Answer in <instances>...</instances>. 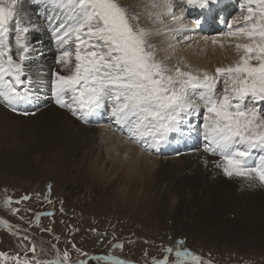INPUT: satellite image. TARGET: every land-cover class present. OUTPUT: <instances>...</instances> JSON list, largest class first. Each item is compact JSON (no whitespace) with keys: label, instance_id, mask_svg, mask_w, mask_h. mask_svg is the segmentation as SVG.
I'll use <instances>...</instances> for the list:
<instances>
[{"label":"snow or ice","instance_id":"snow-or-ice-1","mask_svg":"<svg viewBox=\"0 0 264 264\" xmlns=\"http://www.w3.org/2000/svg\"><path fill=\"white\" fill-rule=\"evenodd\" d=\"M219 3L140 0L133 7L123 0H32L27 8L25 0H0V104L29 115L21 112L20 105L39 102V84L26 71L33 51L30 34L41 30L34 16L43 21V30L55 47V63L61 65L60 71L51 72L49 97L59 108L86 124L106 110L116 130L149 151L190 136V129L196 127L191 117L202 115L203 152L220 157L212 161L214 166L226 177H242L264 186V0H243L245 14L217 34L222 39L211 37L213 45L224 48L226 42L234 49L233 63L216 67L214 74L193 68L182 58L171 63L176 48L190 41L187 33L203 23V17L194 18V28H190L185 22L187 9L208 11ZM203 39L207 42L209 37ZM73 64L67 75L61 74ZM221 79L222 90L217 87ZM204 163H209L207 158ZM28 199L26 195L15 203ZM11 203V198L4 201ZM20 211L11 209L13 215ZM42 215L54 213H36V224ZM0 224L7 226L4 220ZM41 231L51 233L52 229ZM22 240L31 245L23 257L0 252V259L15 264H87L85 259L73 261L67 250L41 260L31 238L25 235ZM183 244L179 239L174 246L164 247V255L153 257L152 264H211ZM113 246L123 248L122 244ZM77 252L88 255L80 249ZM96 259L132 264L113 256Z\"/></svg>","mask_w":264,"mask_h":264},{"label":"rangeland","instance_id":"rangeland-1","mask_svg":"<svg viewBox=\"0 0 264 264\" xmlns=\"http://www.w3.org/2000/svg\"><path fill=\"white\" fill-rule=\"evenodd\" d=\"M220 2L218 5L216 4L215 10L224 9V12L223 10L214 12V16L207 17L208 19L211 17L210 20L214 22V25L207 24L209 34L206 32V36L209 38L226 32L229 22L238 15L245 14L241 10L243 0H220ZM223 4H230V7L225 8ZM31 6L32 0H25V7L31 8ZM227 10L229 12H226ZM190 11L187 9L185 15L189 27L192 26V20L198 19V14H201L203 10L197 9V13ZM177 14H179L178 11ZM29 15H33V13L29 12ZM33 18L41 30L33 31L30 34L33 45L31 60H36L45 67L38 68V65L29 61L26 64L29 67L27 71L34 75L33 79L38 84L42 81L41 76L37 77L40 73L43 77L46 74L45 79L48 80L46 82L50 83L51 72L53 70L60 71L61 65L55 63L56 52L53 43L46 40H42L43 43H37V41H41L43 35H49L43 30L41 20L34 16ZM207 18H203V20H208ZM201 29H204V26L187 33L190 36V41L184 46L176 48V51L171 54V63L175 64L184 58L183 61L190 65L189 61L194 59L196 62L191 65L193 68L201 69L202 67L211 70L215 69L216 63L218 66L226 63L225 55H216V46L208 41L205 42L203 39L205 36L199 32ZM217 37L218 40L222 39V37ZM49 47H51L50 50ZM205 47L208 49H204ZM228 48L231 50L229 52L231 58H234L236 56L234 49ZM51 50L52 56L48 58L49 64L46 65L42 61L47 58L45 52ZM222 50L220 49L219 52ZM185 55L188 56V59ZM199 55L202 56L199 57ZM207 61L208 63H206ZM73 66L74 64L66 66L64 68L66 70L61 74L67 75L70 67ZM217 87L220 90L223 89L222 79ZM36 95L38 103L20 105L21 112L27 111L30 113L29 115L17 114L0 104V108L3 106L11 118L7 120L8 125L4 129H0V220L7 222V226L0 224V252L7 254L8 257L17 253L23 257L27 247L31 246L28 241L22 240V237L27 235L36 244L37 257L41 260L52 259L57 251L62 255L67 250L73 261L85 259L87 264H108L107 261L97 260L96 257L99 256H113L131 261L132 264H152L153 257L159 258L164 255L162 251L164 247L174 246L177 240L182 239L184 241L182 247L189 249L204 260H210L211 264H264V234L251 235L245 241L246 244L240 246L236 237H222L214 234L213 226L203 224L204 233L196 232L191 229L190 225L197 216L195 209H191L189 212L190 218L186 220L184 228L180 227L176 233L170 228L167 218L160 217L156 208L151 209L143 194H136L140 191L139 179H135L137 181L130 186V190L125 184L127 181L125 183L114 181L116 175L124 171L123 164L130 167L129 156L131 157V154H127L128 156L120 154L114 160L111 152H106V138L103 130L117 134L114 131L115 126L110 125L113 123L107 112L104 114V111L98 112L100 117L94 116L86 124L72 116L68 110L59 108L52 102L49 98L50 84L46 88V92L42 88H37ZM58 118L66 119L70 123L72 132L75 130L78 132L77 129L85 130L97 138L82 131L85 133L79 137L80 154L72 156V152L62 153V147L60 142H57L59 140L57 137L63 124L58 125ZM198 118L201 119L202 115ZM193 129H190V136L182 137L187 139L185 146L175 142L174 145H169L164 153H158L159 155L151 153L149 156H160L162 158L159 159L160 161L165 159L174 165L179 162L178 160L181 162L183 159L190 158L193 154L180 159L177 158L176 153L200 148V143L190 145L191 141H188L194 134ZM120 133L122 134L120 136H124L132 148L136 147L126 138L125 133L122 131ZM90 145L94 146L93 153L90 152ZM157 151L153 150V152ZM92 154H99L98 161L106 169L115 170L111 174H115L113 184L108 183L106 179L91 180L83 174L82 170L87 164L88 157ZM115 165H117L116 169ZM26 166H28L27 169ZM125 189L129 191V194L121 193ZM26 195L30 199L22 201L20 204L15 203L16 200H20ZM46 196L47 199H45ZM7 198L12 200L9 205L4 204ZM12 208H18L21 211L18 215H13ZM26 209H31V211H26ZM38 212H52L54 215H42L39 224H36L34 217ZM47 227L52 229L51 233L41 231V228ZM91 229H96V231L93 232ZM53 244L56 245L55 249L52 247ZM73 244L75 248H73ZM116 244H122L123 248L114 247L113 245ZM77 249L87 253V257L80 255ZM32 255L31 252H27L28 257H32ZM0 264H15V261L0 259Z\"/></svg>","mask_w":264,"mask_h":264},{"label":"bare ground","instance_id":"bare-ground-1","mask_svg":"<svg viewBox=\"0 0 264 264\" xmlns=\"http://www.w3.org/2000/svg\"><path fill=\"white\" fill-rule=\"evenodd\" d=\"M123 2L125 4L135 7L137 4H139L140 0H123ZM223 6L227 8L230 7V4H223ZM215 7L216 5H213L211 7V10L203 11L201 14H198V18H200L201 16L203 18H209V16L211 15L214 16V12H222V10L224 12V9L215 10ZM190 10V12L192 13H197V9ZM226 12H229V10H227ZM210 19L203 20V23L201 24V26H204V29L199 30V32H202L203 36L209 34V31H207V24L214 23ZM40 23L43 25L44 29L43 21L41 20ZM193 26V24L192 26L190 25V28H194ZM41 40H46L48 42L53 43L50 36L43 35ZM208 42L211 43V38H209ZM214 46H216V55L218 54L219 56H221L224 54L226 57V63L220 66H227L233 63L234 60L237 58L236 56L234 58H231V54L229 53L231 50H229L226 42L224 48H221L219 45ZM206 48L208 49V47H205L204 49ZM48 49L50 50L51 47H49ZM220 49H223L222 52H219ZM200 51L202 52V50ZM45 53H47V58L44 59L42 62H45L46 65H48V58L52 56V50L47 51ZM189 55L191 56V54ZM201 56L202 55H199V57ZM30 61L32 64L38 65V68L45 67L43 65H40L36 60ZM195 62L196 61H194V59H191L189 61L190 65ZM206 63H208V61ZM200 65L201 62L199 63V66ZM214 67H219L218 63H216ZM28 68L29 67L26 66V71ZM201 69L207 70L209 73H213V71L215 70L205 69L202 67ZM31 76L34 77V75ZM45 76L43 77L41 73L37 76L45 82L40 83L38 87L42 88L44 92H46V88L50 84L47 83L48 80L45 79ZM7 112L8 111L3 106L0 108V129H4L8 125L7 120L11 119ZM102 112L104 114L107 111L101 110L99 113ZM95 117L100 116L99 114H96ZM191 121L192 124L196 127L193 129L194 134L191 136V138L188 139V141H191L190 145L194 143H200V148L193 151L181 152V155H178L177 158L181 159L190 154H193V156L188 159H183L181 162L180 160H178L179 162L175 165L165 159L160 161L159 159H162L160 156H149V154L157 153L156 155H159L162 152L164 153L165 151H167L168 146L174 145L175 142H178L180 145L185 146V141L187 139H183L181 137L179 140H173L168 144L162 145L157 152H153L154 149L149 151L140 148L135 143L133 144L136 145V147L138 148H132L130 146V143L126 141L125 137L120 136L122 134L120 133V131L116 130V126L114 124L110 125L115 126V130H112L117 132L116 135L111 131H106L102 129L103 131H105L104 137L106 138V152H111V156L114 160L118 158L120 154L123 156H128L127 154H131V157L129 156V159H131L130 167H126L123 164L122 166L124 167V171L118 173L114 178V181H117L118 183H125V181H127L125 184L130 190V186L133 183H136L137 181L135 179H139L140 191L136 194H143L146 198V203L151 206V209L156 208L160 217L167 218L169 220L170 228L176 233H178L180 227L184 228L186 220L190 218L189 212L191 211V209H195V213H197V216L190 223L192 230L199 233H204V231L202 230L204 228L203 224L213 226L212 229L214 230V234L216 233L222 237H236L239 245L242 246L243 244H246L245 241L251 235L260 236L261 234H264V186L260 185L258 182L249 181L242 177L229 178L224 176L222 170L216 168L212 163V161L219 160L220 157L210 156L207 153L203 152V140L200 135V132L202 131L200 127V125L202 124V118L199 119L197 116H193L191 117ZM57 123L60 126L63 124L57 137V139H59L57 140V142H60V146L62 147V153L72 152V156L80 154L79 137L81 134L84 135L85 132H87V134L89 133L90 136H93L94 138L96 137L89 131L85 130L77 129L78 132L76 130L75 132H72L70 128V123L66 119L58 118ZM82 131L85 132L83 133ZM98 134L100 135V133ZM93 150L94 146L90 145V152L93 153ZM99 157V154H92L88 157L87 164L82 170L83 174L86 176V178H89L91 180L93 179L99 181L101 179H106L108 180V183H112L113 176H115V174H111L115 170L110 171L106 169L105 166L98 161ZM162 157L165 158L163 155ZM204 158H207V160L209 161L207 166L204 163ZM154 160L156 161L153 163L152 161ZM28 166H26V169L28 168ZM116 168L117 165H115V169ZM126 191L128 190L125 189L120 192L123 193V195L129 194V191Z\"/></svg>","mask_w":264,"mask_h":264}]
</instances>
